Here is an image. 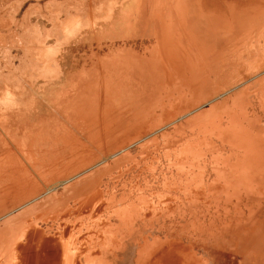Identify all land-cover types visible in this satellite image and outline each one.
Masks as SVG:
<instances>
[{
  "label": "rangeland",
  "instance_id": "rangeland-1",
  "mask_svg": "<svg viewBox=\"0 0 264 264\" xmlns=\"http://www.w3.org/2000/svg\"><path fill=\"white\" fill-rule=\"evenodd\" d=\"M199 1L178 90L151 31ZM224 1L0 0V264H264V14Z\"/></svg>",
  "mask_w": 264,
  "mask_h": 264
},
{
  "label": "bare ground",
  "instance_id": "bare-ground-1",
  "mask_svg": "<svg viewBox=\"0 0 264 264\" xmlns=\"http://www.w3.org/2000/svg\"><path fill=\"white\" fill-rule=\"evenodd\" d=\"M217 1V0H216ZM215 0H214V2H216ZM224 0H222V2H223ZM227 1V0H226ZM226 1H224V3L226 4ZM235 1H237V0H235ZM234 1V2H235ZM240 1V0H239ZM238 1V2H239ZM242 1H244V0H242ZM246 1V0H245ZM245 1L243 2L244 4H246L245 3ZM251 0H248V2H250ZM253 1L254 0H252V2H251V4L253 3ZM261 1V0H260ZM259 0L256 2V1H254V3H253V5H252V7H250V11H248L247 9L249 8H246V10L244 11V10H242L241 8H237V9H239V12H241L240 10H242V13L243 12H245L243 15H244V17L242 16V18H245L246 19V16L247 15H249L248 16V18L250 19V21L252 22V20L254 19V20H256L261 14H264V0H262L261 2H260ZM206 2V1H205ZM208 2V1H207ZM206 2V3H207ZM212 2V1H211ZM218 2H220V1H218ZM218 2H216V3H218ZM228 2V1H227ZM233 1H232V6H234V7H236L233 3H234ZM259 2V3H258ZM115 3V2H114ZM196 3V2H195ZM204 3V2H203ZM202 3V1L200 2L199 1V3L197 2L194 6H193V8H192V10L191 9H184V10H182L183 11V14H184V18H181V19H178L179 20V22H174L172 19H170V18H165V19H163L162 20V23H161V21H159V24L158 25H156V27H155V29L153 30V31H151V40H152V45H150V50L149 51H151V53H152V59H153V61L154 62H157V63H159L162 67H163V74H170V75H175L176 76V78H178V76H182L184 79H178L177 81H172L171 82V84H172V87L173 88H175V89H178V90H180L181 88L183 89L184 87H189V89L191 90V83L192 82H195L196 83V81L198 82L199 80H196V81H191L190 79H187L186 77H185V72L186 71H188L190 74H192V75H201V73H202V71H200V70H198L197 69V67H200V66H202V65H195V64H190V63H192L193 61V59L192 58H200V60L202 61V60H204V59H202L203 57H204V55H203V52L204 51H206L205 50V48H187V47H185L186 45H188V44H186L185 46H184V44H185V38L186 37H190V41H191V43L192 44H198L199 42H202L201 40H199V37L201 36V26L200 25H195V24H189V23H186V19L188 20V18L190 19V14L191 13H195V14H200L199 12H201V10H204V6L205 7H207V5H204ZM221 3V2H220ZM219 3V4H220ZM231 3V2H230ZM236 3V2H235ZM256 3V4H255ZM178 4H180V3H178ZM208 4V3H207ZM215 4V3H214ZM247 4H249V3H247ZM255 4V5H254ZM204 5V6H203ZM230 5L231 4H226L225 5V7L226 6H229V8H230ZM238 5H239V3H238ZM113 6V5H112ZM212 6V5H211ZM221 6V5H220ZM219 6V7H220ZM177 7V6H176ZM178 7H180V6H178ZM224 7V6H223ZM234 7H231L232 9H234ZM104 8V7H103ZM215 8V7H214ZM214 8L212 9V10H214ZM173 9V8H172ZM179 9V8H178ZM243 9H244V7H243ZM219 10V9H218ZM228 10H230V9H228ZM178 12H180L179 10H177ZM234 11V10H233ZM104 12V11H103ZM166 12V11H165ZM174 12H175V10H174ZM216 12V11H215ZM189 13V14H188ZM218 13V12H217ZM221 13V12H220ZM220 13H218V14H220ZM224 13H225V15L227 16V12H225L224 11ZM228 13H229V11H228ZM247 13H249V14H247ZM176 14V13H175ZM234 14V15H233ZM235 14L237 15L236 16V19H238V18H240L241 17V14L239 15V13H231L230 12V15H232V16H235ZM246 14V15H245ZM103 15V14H102ZM107 15H108V13H107ZM106 15V16H107ZM110 15V14H109ZM109 15H108V17H109ZM214 15V14H213ZM223 15V14H222ZM229 14H228V16H230ZM239 15V16H238ZM170 16V15H169ZM215 16V19L217 18V20H218V17L219 16H216V14L214 15ZM213 16V17H214ZM224 16V15H223ZM258 16V17H257ZM262 16H264V15H262ZM111 17V16H110ZM154 17H157V14H156V16H154ZM161 17H162V15H161ZM252 17H254L253 19H251ZM255 17H256V19H255ZM158 18H160V17H158ZM176 18H177V16H176ZM223 18H225V17H223ZM228 17H226V19H227ZM234 18V17H233ZM232 18V19H233ZM247 18V19H248ZM261 18V17H260ZM264 18V17H263ZM263 18H261V19H263ZM161 19V18H160ZM174 19V18H173ZM241 19V18H240ZM239 19V20H240ZM246 19V20H247ZM259 19V18H258ZM177 20V19H176ZM212 20V19H211ZM216 20V21H217ZM220 20L221 19H219L218 20V22H220ZM234 20H235V18H234ZM239 20H235V21H233L232 20V23L233 22H237V21H239ZM246 20L244 21L245 23H246V27H247V24H250V22H246ZM254 20H253V22H254ZM260 20V19H259ZM95 21V20H94ZM152 21V20H151ZM173 21V22H172ZM213 21V20H212ZM224 21H223V19H222V21H221V23H222V25H221V23L219 24V25H221V27L224 29H226L227 30V28L229 29V27L231 26H229V23L228 24H225V22L223 23ZM241 21H239V23H240ZM252 22V23H253ZM152 23V22H151ZM213 23H215V22H213ZM238 23V22H237ZM243 23V22H242ZM242 23H240V24H237V28L239 27L240 28V30H243V29H245V30H248L249 29V27L246 29V27H244V26H242V25H245V23L244 24H242ZM242 24V25H241ZM254 24H255V22H254ZM215 25H216V23H215ZM218 25V24H217ZM255 25H257V23L255 24ZM241 26H242V28H241ZM254 26V25H253ZM220 27V28H221ZM232 27V26H231ZM251 27H252V25H251ZM255 27V26H254ZM253 27V28H254ZM222 28H221V30H222ZM234 27H232L231 29H233ZM258 29V28H257ZM216 30V29H215ZM239 30V29H238ZM244 30V31H245ZM250 30H252V28H250ZM255 30V29H254ZM253 31V30H252ZM251 31V32H252ZM216 32V31H215ZM219 32V31H218ZM221 32H223V31H221ZM226 32V31H225ZM228 32V31H227ZM231 32V31H230ZM241 32V31H240ZM239 32V33H240ZM243 32V31H242ZM246 32V31H245ZM244 32V33H245ZM62 33V32H61ZM236 33V32H235ZM248 33H249V30H248ZM253 33V32H252ZM261 33V32H260ZM228 34H229V32H228ZM231 34V33H230ZM229 34V35H230ZM262 34V33H261ZM264 34V33H263ZM222 35V34H221ZM232 35V34H231ZM239 35V34H238ZM242 35V34H241ZM249 35V34H248ZM252 35H250V37H251ZM245 38V37H244ZM61 39H62V37H61ZM253 39V38H252ZM220 40L221 41H223V39L222 38H220ZM258 41H259V39H258ZM258 43V42H257ZM236 44V43H235ZM243 45V44H242ZM241 45V46H242ZM237 49V48H236ZM191 50H194V51H196L197 52V55H196V53H195V55L193 56L192 54H190V55H186L185 54V52H189V51H191ZM258 50V49H257ZM236 51V50H235ZM242 52V51H241ZM249 52V51H248ZM260 54H261V52H260ZM192 55V56H191ZM225 55H226V53H225ZM260 56V55H259ZM215 57V56H214ZM262 57V56H261ZM260 57V58H261ZM215 58H218L220 61H223L224 60V58L225 57H223L222 56V53H221V55H217V57H215ZM187 59H189V63H187V62H184L185 60H187ZM192 59V60H191ZM262 59V58H261ZM115 60V59H114ZM191 60V61H190ZM197 60V59H196ZM225 61V60H224ZM53 62V61H52ZM262 62V61H261ZM54 63H55V61H54ZM194 63V62H193ZM203 64V63H202ZM263 65H264V63H263ZM55 66V65H54ZM203 66H204V64H203ZM261 67V66H260ZM203 68H205V67H203ZM209 69V68H208ZM204 71V70H203ZM206 71V70H205ZM249 75V74H248ZM179 77V78H180ZM181 77V78H182ZM167 79V78H166ZM247 79V78H246ZM170 80H171V78H170ZM169 81V80H168ZM201 81V80H200ZM227 82V81H226ZM227 83H229V82H227ZM229 85V84H228ZM188 89V90H189ZM217 89V88H216ZM177 90V91H178ZM189 90V91H190ZM217 91V90H216ZM103 92V91H102ZM176 92V91H175ZM214 92H215V90H214ZM218 92V91H217ZM216 93V92H215ZM169 94H172L171 92L169 93ZM169 94H168V97H169ZM178 94V93H177ZM218 94V93H217ZM94 95H96V96H94ZM93 96L95 97V100H98V99H96V98H98L97 97V94L95 93ZM171 96V95H170ZM173 96V98H174V95H172ZM93 98V97H92ZM167 98V97H166ZM170 98V97H169ZM100 99V98H99ZM175 99V98H174ZM95 100H93V101H95ZM182 100V99H181ZM167 101V100H166ZM97 102V101H96ZM100 102V101H99ZM159 102V101H158ZM175 102V101H174ZM184 102V101H183ZM85 103V102H84ZM87 103V102H86ZM85 103V104H86ZM92 103V102H91ZM83 104V103H82ZM84 104V105H85ZM94 104H95V102H94ZM108 104V103H107ZM107 104H105V106H106V108L105 107H102L103 109V111L105 110V109H107V107L109 106H107ZM204 104V103H203ZM79 105H80V107H83V106H81V103H79ZM87 105H88V103H87ZM96 105V104H95ZM101 105V104H100ZM163 105V104H162ZM97 106V105H96ZM161 106V105H160ZM75 107H77V105L75 106ZM79 107V106H78ZM87 107H89V106H87ZM98 107L99 108H96L97 110L99 109V110H101L100 108V106L98 105ZM110 107V106H109ZM112 107H114V105L112 106ZM92 110H88V111H91V113L93 112V109L95 108H93V107H90ZM163 108V107H162ZM173 108V107H172ZM77 109V108H76ZM75 109V110H76ZM79 109V108H78ZM89 109V108H88ZM180 109H182V108H180ZM185 109V108H184ZM187 109H188V107H187ZM82 110H83V108H82ZM101 110V111H102ZM189 110V109H188ZM77 111H80V110H77ZM87 111V110H86ZM101 111H99L100 113H101ZM181 111V110H180ZM81 112H83V111H81ZM105 112V111H104ZM174 112V111H173ZM185 112V111H184ZM187 112H189V111H187ZM186 112V113H187ZM71 113V112H70ZM88 113H90V112H88ZM87 112H86V114H88ZM182 112H180V115H182L181 114ZM81 114L82 113H80V116H81ZM85 114V118H86V116H89V115H86ZM97 114V113H96ZM185 114V113H184ZM111 116V114H109V113H107V114H98V115H95V117H97V120H96V122H99L100 123V128H96L97 129V132H96V134L94 133L93 135H91V136H93V138H95V139H99V138H104V137H109V136H111V134H108L110 131H115V128H113V129H111L108 125H112L113 124V122L114 123H120L119 121H118V119L114 116V118L115 119H112V117H110ZM167 115V121H170V120H174V119H172V117H173V115L171 116V115H169V114H167V112H166V114H165V116ZM178 115V114H177ZM108 116H109V118H108ZM169 116V117H168ZM175 116V115H174ZM184 116H186V115H184ZM18 117V116H17ZM76 117V116H75ZM81 117H83V116H81ZM91 117V116H90ZM89 117V118H90ZM94 117V116H93ZM104 117H107V118H104ZM128 117V116H127ZM176 117H178L179 118V116H176ZM77 118V117H76ZM121 118V117H120ZM124 118H126V117H124ZM81 119H83V118H81ZM93 119V118H92ZM109 119V120H108ZM164 119V118H163ZM176 119V118H175ZM80 120V119H79ZM90 120V119H89ZM127 120H129V118H127ZM95 121V120H94ZM122 121H123V118H122ZM165 121V120H164ZM92 122V121H91ZM22 123V122H21ZM110 123H112V124H110ZM174 123V122H173ZM229 124H230V122H228ZM96 124V123H95ZM107 124V125H106ZM123 124V123H122ZM151 124V123H150ZM18 124H16V126H17ZM25 125V124H24ZM23 125V126H24ZM90 125V124H89ZM149 123L146 125L147 126V128L145 129L144 128V130H143V132H142V135H145V134H147L148 132H150V131H152V126L151 125H149ZM158 125V124H157ZM14 126V125H13ZM106 126H108L109 128H107ZM113 126V125H112ZM155 126V125H154ZM212 126V125H211ZM221 126V125H220ZM232 126V125H231ZM19 127H21L20 125H19ZM166 127V126H165ZM224 127V126H223ZM232 127H235V126H232ZM12 128V127H11ZM15 128V127H14ZM82 128V127H81ZM214 128V127H213ZM85 129V128H84ZM119 129V128H118ZM215 129V128H214ZM94 130V129H93ZM117 130V129H116ZM230 131L232 130V129H229ZM83 131V130H82ZM93 132V131H92ZM218 134V133H217ZM216 135V134H215ZM73 139V138H72ZM249 139V138H248ZM76 140V139H75ZM93 141V140H92ZM96 141V140H95ZM232 144V143H231ZM82 146V145H81ZM231 146V145H230ZM129 147V146H128ZM66 148H67V146H66ZM92 148V147H91ZM40 151V150H39ZM31 152V151H30ZM80 154V153H79ZM183 157V156H182ZM182 157H180V159L182 158ZM179 158V157H178ZM12 161V160H11ZM36 161V160H35ZM62 161V160H61ZM46 162V161H45ZM9 163H10V161H9ZM178 163H181V161L180 162H178ZM16 165V164H15ZM34 165V164H33ZM59 166V165H58ZM75 167H76V165H75ZM15 168H17V167H15ZM29 168V167H28ZM72 168V167H71ZM74 168V167H73ZM46 169V168H45ZM22 170V169H21ZM25 170V169H24ZM30 170V169H29ZM9 171V170H8ZM20 171V170H19ZM90 171V170H89ZM15 174V173H14ZM75 175H77V174H75ZM74 175V176H75ZM17 176V175H16ZM63 176V175H62ZM63 177H65V176H63ZM5 178V177H4ZM7 178V177H6ZM73 177H71V178H69V179H67V180H65V181H59L58 183L59 184H64V183H67L70 179H72ZM61 180H63V179H61ZM120 180V179H119ZM17 183V182H16ZM54 184H55V182H54ZM13 185V184H12ZM26 185V184H25ZM57 185V183L55 184V185H52V186H56ZM17 186V185H16ZM53 187V188H54ZM59 187V186H58ZM6 188H8V187H6ZM52 189V188H51ZM55 190H56V188H55ZM100 190V189H99ZM50 191V190H49ZM6 192V191H5ZM98 194V193H97ZM93 195H96V194H93ZM99 195V194H98ZM102 195V194H101ZM97 196V195H96ZM96 196H94L95 198H96ZM90 197V196H89ZM88 197V198H89ZM4 198V197H3ZM2 198V199H3ZM100 198V197H99ZM37 199V198H36ZM85 200V199H84ZM96 201H99L98 199H96ZM96 201H93L92 199H86L85 200V202H84V205L85 206H90V205H93V203L94 202H96ZM80 203V202H79ZM82 203V202H81ZM81 205H83V203L81 204ZM95 205V204H94ZM92 207V206H91ZM150 210H151V208H150ZM65 215V214H64ZM132 220V219H131ZM81 229V228H80ZM53 246L55 245V243L54 244H52ZM56 246H58V245H56ZM54 249V248H53ZM162 249V248H161ZM160 249V250H161ZM11 250V249H10ZM56 250V249H55ZM55 250L53 251L54 252V254H55ZM58 251V250H57ZM52 252V253H53ZM158 252V251H157ZM156 252V253H157ZM28 253V252H27ZM161 253V252H160ZM11 254V253H10ZM177 255V254H176ZM55 256H57V255H55ZM173 257V256H172ZM175 257V256H174ZM177 257V256H176ZM185 257V256H184ZM151 258V257H150ZM179 258V257H178ZM187 258V257H186ZM27 259V258H26ZM167 259V258H166ZM170 259L171 258H169V261H170ZM174 259V258H173ZM177 259V258H176ZM149 260V259H148ZM152 260H154V259H152ZM158 260V259H157ZM156 260V261H157ZM168 261V264L170 263ZM171 261H173V260H171ZM175 261V260H174ZM173 261V262H174ZM146 262H150V261H146ZM152 262V261H151ZM157 262H159V261H157ZM177 262H178V260H177ZM182 262V261H181ZM155 264H156V262H154ZM153 263V264H154ZM160 263V262H159ZM165 263H167V262H165ZM147 264V263H146ZM150 264V263H149ZM171 264H172V262H171ZM174 264H175V262H174ZM186 264V263H185Z\"/></svg>",
  "mask_w": 264,
  "mask_h": 264
}]
</instances>
